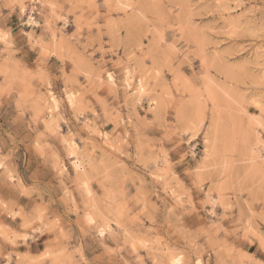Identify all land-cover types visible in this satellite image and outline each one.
Returning a JSON list of instances; mask_svg holds the SVG:
<instances>
[{
  "label": "rangeland",
  "instance_id": "obj_1",
  "mask_svg": "<svg viewBox=\"0 0 264 264\" xmlns=\"http://www.w3.org/2000/svg\"><path fill=\"white\" fill-rule=\"evenodd\" d=\"M0 264H264V0H0Z\"/></svg>",
  "mask_w": 264,
  "mask_h": 264
}]
</instances>
